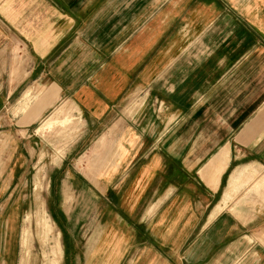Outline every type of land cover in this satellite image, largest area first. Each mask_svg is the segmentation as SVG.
Segmentation results:
<instances>
[{
    "label": "crops",
    "instance_id": "crops-1",
    "mask_svg": "<svg viewBox=\"0 0 264 264\" xmlns=\"http://www.w3.org/2000/svg\"><path fill=\"white\" fill-rule=\"evenodd\" d=\"M61 111L66 263L264 264V0H0L4 264Z\"/></svg>",
    "mask_w": 264,
    "mask_h": 264
},
{
    "label": "rangeland",
    "instance_id": "rangeland-1",
    "mask_svg": "<svg viewBox=\"0 0 264 264\" xmlns=\"http://www.w3.org/2000/svg\"><path fill=\"white\" fill-rule=\"evenodd\" d=\"M54 109L46 115L43 121ZM77 122L79 126V120L72 118L69 111H61L51 121L50 127L42 130L44 126H40L42 129H39V135L48 132L51 146L49 150L45 146L40 149L38 163H34L27 181L22 183V187L18 190L22 205L16 257L12 264H68L66 258L63 257L61 229L53 215L60 200L58 182L53 186L50 185V177L77 135V132L70 134L67 129ZM46 135L43 134L45 141ZM90 156L92 159H88ZM93 157L94 154L90 150L86 157V165L93 160ZM82 161L83 159H80L79 164ZM93 166L87 165V171ZM80 170L85 173L84 168ZM0 264H4L2 257H0Z\"/></svg>",
    "mask_w": 264,
    "mask_h": 264
}]
</instances>
